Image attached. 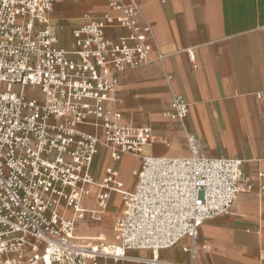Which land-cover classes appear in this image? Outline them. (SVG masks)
Listing matches in <instances>:
<instances>
[{"label":"built area","instance_id":"obj_1","mask_svg":"<svg viewBox=\"0 0 264 264\" xmlns=\"http://www.w3.org/2000/svg\"><path fill=\"white\" fill-rule=\"evenodd\" d=\"M105 1L117 14L75 28L74 48L64 49L48 20L54 0H0V264H209L198 257L210 250L199 226L253 189L240 160L203 156L192 133L185 136L189 155L143 152L152 128L124 121L116 105L119 74L148 62L152 28L141 0ZM118 27L128 33L106 36ZM169 105L163 116L182 123L189 113L182 95L173 92ZM103 147L115 163L130 154L140 165L131 172L133 187L120 195L112 239L85 243L75 234L79 221L89 214L101 222L122 187L112 165L101 182L93 178ZM92 185L94 206L85 208ZM62 208L73 217L63 218ZM183 239L187 263L160 257ZM141 249L152 255H130Z\"/></svg>","mask_w":264,"mask_h":264},{"label":"crops","instance_id":"obj_2","mask_svg":"<svg viewBox=\"0 0 264 264\" xmlns=\"http://www.w3.org/2000/svg\"><path fill=\"white\" fill-rule=\"evenodd\" d=\"M54 2L48 19L58 46L64 49L74 48L75 28L104 13L117 14L105 0ZM140 9L151 25L155 47L146 64L119 74L116 107L124 121L152 128L147 154L189 155L185 136L192 133L203 156L242 162V172L253 181V189L240 194L227 213L199 226V241L210 250L198 257L209 264H264V190H260L264 185V0H141ZM127 33L123 27L106 30L113 40ZM189 50L194 51V60ZM173 92L189 105L182 123L163 116ZM104 150L98 180L103 179L105 167L112 165L124 188H132L131 172L140 159L124 154L137 162L119 164L110 159L105 147L100 148L101 156ZM123 169L128 175L123 176ZM95 170L92 165L93 178ZM95 192L92 185L93 197L86 199L94 201ZM115 196L111 200L120 197ZM186 243L183 239L159 255L187 263L182 247ZM130 255L149 257L152 252L132 250Z\"/></svg>","mask_w":264,"mask_h":264},{"label":"rangeland","instance_id":"obj_3","mask_svg":"<svg viewBox=\"0 0 264 264\" xmlns=\"http://www.w3.org/2000/svg\"><path fill=\"white\" fill-rule=\"evenodd\" d=\"M67 38V37H66ZM68 39V38H67ZM26 93L29 95L30 91L29 89H26ZM34 96L37 97L38 99L41 98L40 96V93L39 91H35L34 92ZM102 151V150H101ZM101 151L99 152V154L95 157L94 159V164H93V167L96 169L95 170V177L97 179L98 182H101V180L99 179L98 180V177H97V171L99 170L100 168V159L101 157L103 158V156L105 155V150L101 156ZM106 161L107 158H104ZM103 159V160H104ZM104 160V161H105ZM134 162H137V160L135 158H132V157H126L124 154L121 156V159L119 161V164L122 163H126V164H129V163H134ZM125 165V164H124ZM121 172L123 173V176L125 175H128L126 174V171L123 169L121 170ZM94 177V178H95ZM101 178V177H100ZM128 185V184H126ZM113 195V196H112ZM111 196L113 199H115V193H113ZM92 194H91V198H92ZM113 199L109 202L108 204V207L105 211V215L103 217V220L101 222H95V221H92L90 219V216L89 214L86 215V217L84 218V220L82 222H85L86 224L88 223L91 227H96L92 230H88L90 233H92L91 235L90 234H83L79 231V226L81 225L83 227V224L81 223V221L79 222V224L76 226V229H75V234L78 238H80L81 241H84L85 243H88V241H91V239L93 240V237H96V235H101V233H104V239H106L107 241H110L113 237V231H112V225L115 221V219L121 214V210H122V205H120V200H121V197H118L116 199V201H113ZM83 205L85 206H88V207H93L94 206V201H90L88 199H86V202L84 203L83 202ZM100 225V226H99ZM100 227V228H99ZM92 231V232H91ZM100 231V232H99ZM90 238L88 240H82V239H87V238ZM95 239V238H94ZM107 264H113V263H107ZM116 264H121L120 262L119 263H116Z\"/></svg>","mask_w":264,"mask_h":264},{"label":"bare ground","instance_id":"obj_4","mask_svg":"<svg viewBox=\"0 0 264 264\" xmlns=\"http://www.w3.org/2000/svg\"><path fill=\"white\" fill-rule=\"evenodd\" d=\"M49 20V19H48ZM49 23H50V20H49ZM147 147L143 150V152L144 153H147ZM117 181L118 182H120L121 183V185H122V187L121 188H116L117 189V192H115L116 194H118L119 196L121 195V193H122V191H124L125 190V188H124V186H123V183L119 180V178H118V172H117ZM121 197V196H120ZM61 215H63V218H65V219H69L70 217H73V215H72V212H71V210L69 209H65V208H62V210H61ZM83 220V219H82ZM81 221V220H80ZM81 223L83 224V227L80 225L79 226V231L81 232V233H83V234H85V235H87V234H92V233H90L89 231L90 230H92V229H94V228H96V227H91L88 223L86 224L85 222H82L81 221ZM100 226V225H99ZM100 228V227H99ZM89 230V231H88ZM92 232V231H91ZM100 232V231H99ZM100 234L103 236L104 235V233H101L100 232ZM97 236V235H96ZM100 236V235H99ZM105 236V235H104ZM85 238H87V237H85ZM94 238H96V237H93V239Z\"/></svg>","mask_w":264,"mask_h":264}]
</instances>
